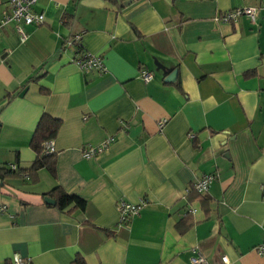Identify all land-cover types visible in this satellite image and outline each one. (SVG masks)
Segmentation results:
<instances>
[{"label":"crops","instance_id":"obj_1","mask_svg":"<svg viewBox=\"0 0 264 264\" xmlns=\"http://www.w3.org/2000/svg\"><path fill=\"white\" fill-rule=\"evenodd\" d=\"M239 7L258 8L256 24L217 20ZM34 11L45 20L25 43L14 24L0 27V170L17 173L0 177V264L15 253L191 264L195 251L264 264V0H39ZM8 13L0 1V19ZM75 34L80 53L65 45ZM85 52L106 71L83 72ZM44 114L60 121L56 172L31 176ZM91 147L102 150L86 158ZM57 187L86 208L46 203ZM122 199L146 205L122 222Z\"/></svg>","mask_w":264,"mask_h":264},{"label":"built area","instance_id":"obj_2","mask_svg":"<svg viewBox=\"0 0 264 264\" xmlns=\"http://www.w3.org/2000/svg\"><path fill=\"white\" fill-rule=\"evenodd\" d=\"M4 1H6L7 3L9 13L5 17L0 19V27L7 26L9 24H14L21 42L25 43L28 39L26 27L40 26L44 23L45 20V16L43 13H37L34 11V6L39 2V0ZM257 15L258 8L256 7H239L234 8L222 14L221 16H218L217 20L225 23H234L242 17H248L252 23H256ZM65 45L69 47H74V49H76L78 53L83 51V42L81 34H75L71 39L66 41ZM75 62L83 72L98 70L100 73H104L106 71L104 59L101 56H94L85 52L80 57H76ZM140 76L145 82L152 81L154 77L153 73L148 71H142ZM163 125L164 121H161L160 127L162 128ZM43 146L46 154L56 153L54 140L45 142ZM101 150V147L88 148L87 150H85V157L91 158L93 155L100 152ZM213 179L214 176L212 174L203 176L202 179L198 180L194 184V190L200 194L208 192ZM262 195L264 197V187L262 188ZM145 205L146 201L144 199L141 200V202H139L138 204L130 203L125 199L120 200L118 204V210L120 212L122 222H127L133 216L138 215ZM3 210L4 207L0 208V211ZM190 212L195 213L196 210L194 209ZM257 252L260 255H264V244L258 246ZM190 261L191 264H212L200 252L197 251L194 252V255L191 257ZM222 262L223 264H229V260L226 256L222 257ZM12 264H31V260L23 258L19 253H15L12 257Z\"/></svg>","mask_w":264,"mask_h":264},{"label":"trees","instance_id":"obj_3","mask_svg":"<svg viewBox=\"0 0 264 264\" xmlns=\"http://www.w3.org/2000/svg\"><path fill=\"white\" fill-rule=\"evenodd\" d=\"M249 75H251V73L247 74L246 76ZM14 97H16V95H9L8 102ZM59 127V120L54 119L47 114H44L42 116L31 142V147L36 153V160L33 163V166L29 170L22 171L23 173L27 172L28 174L33 176L41 169L46 168L50 172L55 174L57 155L56 153L46 154L43 145L45 142L55 139ZM22 172H20V174ZM14 175H17V173L12 171L0 170L1 178ZM48 195L55 198L54 200L56 201V207H58L59 209H65L72 204L74 205L73 209H79L83 211L86 208V200L80 198L79 196L68 194L61 187L55 188ZM74 264H85V262L82 260V258H78Z\"/></svg>","mask_w":264,"mask_h":264},{"label":"water","instance_id":"obj_4","mask_svg":"<svg viewBox=\"0 0 264 264\" xmlns=\"http://www.w3.org/2000/svg\"><path fill=\"white\" fill-rule=\"evenodd\" d=\"M155 63H156V65H157V67H158V70H163L164 72L167 70V69L165 68V66L159 64L158 62H155ZM25 92H26V89L20 94V96L22 97V96L25 94ZM45 201H46V203H48V204H50V205H55V204H56V201L53 200L52 198H48V197H46V198H45Z\"/></svg>","mask_w":264,"mask_h":264},{"label":"rangeland","instance_id":"obj_5","mask_svg":"<svg viewBox=\"0 0 264 264\" xmlns=\"http://www.w3.org/2000/svg\"><path fill=\"white\" fill-rule=\"evenodd\" d=\"M253 24H256V23H253Z\"/></svg>","mask_w":264,"mask_h":264}]
</instances>
